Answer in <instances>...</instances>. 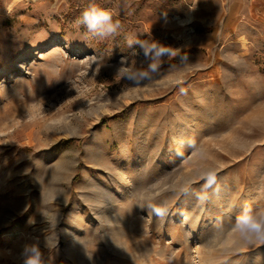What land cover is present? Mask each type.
<instances>
[{
  "label": "rangeland",
  "instance_id": "rangeland-1",
  "mask_svg": "<svg viewBox=\"0 0 264 264\" xmlns=\"http://www.w3.org/2000/svg\"><path fill=\"white\" fill-rule=\"evenodd\" d=\"M90 2L0 0V264H264V0Z\"/></svg>",
  "mask_w": 264,
  "mask_h": 264
},
{
  "label": "clouds",
  "instance_id": "clouds-1",
  "mask_svg": "<svg viewBox=\"0 0 264 264\" xmlns=\"http://www.w3.org/2000/svg\"><path fill=\"white\" fill-rule=\"evenodd\" d=\"M116 16L117 14L113 10L91 0L82 12L79 24L84 27L87 35L100 40H107L119 35L123 28L121 21ZM128 43L131 46L134 41L129 40ZM261 219L264 221V215ZM26 264H39L38 254L36 258H27Z\"/></svg>",
  "mask_w": 264,
  "mask_h": 264
},
{
  "label": "bare ground",
  "instance_id": "bare-ground-1",
  "mask_svg": "<svg viewBox=\"0 0 264 264\" xmlns=\"http://www.w3.org/2000/svg\"><path fill=\"white\" fill-rule=\"evenodd\" d=\"M106 199H107V198H106ZM73 235H77V234H76V232H74V234H73Z\"/></svg>",
  "mask_w": 264,
  "mask_h": 264
}]
</instances>
